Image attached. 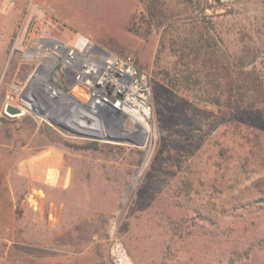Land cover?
Returning a JSON list of instances; mask_svg holds the SVG:
<instances>
[{"label":"rangeland","instance_id":"374dc122","mask_svg":"<svg viewBox=\"0 0 264 264\" xmlns=\"http://www.w3.org/2000/svg\"><path fill=\"white\" fill-rule=\"evenodd\" d=\"M162 1L164 23L150 0H0L5 264H264V0ZM192 16L205 17L239 60L241 83L254 78V100L226 109L219 54L206 100L167 80L154 86L156 74L174 73L172 42ZM80 34L133 55L151 79L144 144L33 110L24 93L29 40L73 43ZM10 103L27 110L11 114Z\"/></svg>","mask_w":264,"mask_h":264},{"label":"built area","instance_id":"2783aa9c","mask_svg":"<svg viewBox=\"0 0 264 264\" xmlns=\"http://www.w3.org/2000/svg\"><path fill=\"white\" fill-rule=\"evenodd\" d=\"M24 50L33 65L24 93L38 115L90 135L147 138L152 83L133 55H118L84 34L73 43L34 36Z\"/></svg>","mask_w":264,"mask_h":264},{"label":"trees","instance_id":"16d2710c","mask_svg":"<svg viewBox=\"0 0 264 264\" xmlns=\"http://www.w3.org/2000/svg\"><path fill=\"white\" fill-rule=\"evenodd\" d=\"M193 2L194 0H187ZM156 2V3H154ZM164 1L150 0L149 11L152 17L158 13L163 16L161 23L167 19ZM189 23L190 29H183L178 33L177 39L172 42V53L176 56L174 73L167 72V75L162 76L159 80V73L153 77L155 87L160 85L158 81L163 79L168 81L171 88L176 91H190L194 98L198 101H203L208 98L210 91L204 89L208 84L207 77L211 76V71H216V66L209 64L216 60V55L222 57V69L220 70V89L221 95L226 98V109H230L233 103L237 101L249 103L254 100V78L248 76L241 83V76L238 73V68L241 64L238 59H234L227 48L221 45L220 37L210 30L208 22L203 16H192L190 20L183 21ZM183 26V24H178ZM220 51L218 46H220ZM220 52V53H219ZM213 69V70H212ZM215 74V73H214ZM217 77L213 78V82ZM151 80V79H150ZM152 83V81H151Z\"/></svg>","mask_w":264,"mask_h":264},{"label":"water","instance_id":"95a60500","mask_svg":"<svg viewBox=\"0 0 264 264\" xmlns=\"http://www.w3.org/2000/svg\"><path fill=\"white\" fill-rule=\"evenodd\" d=\"M22 109H23L22 107L16 106V105L11 104V103L7 105V112L14 114V115L24 114V111ZM110 139H118V140L129 139V140L133 141L129 137L119 136V135L111 136ZM144 143H145V138H144V140H142L141 144H144Z\"/></svg>","mask_w":264,"mask_h":264},{"label":"bare ground","instance_id":"6f19581e","mask_svg":"<svg viewBox=\"0 0 264 264\" xmlns=\"http://www.w3.org/2000/svg\"><path fill=\"white\" fill-rule=\"evenodd\" d=\"M80 92L84 93L83 90H80ZM22 108H23L22 110H23L24 112L27 110V108H25V107H22ZM146 127L148 128V126H146ZM92 131H94V132H96V133H100V131L97 130V129H96V130L93 129Z\"/></svg>","mask_w":264,"mask_h":264},{"label":"crops","instance_id":"0c3cea01","mask_svg":"<svg viewBox=\"0 0 264 264\" xmlns=\"http://www.w3.org/2000/svg\"><path fill=\"white\" fill-rule=\"evenodd\" d=\"M58 1H55V3H57ZM53 3H54V0H53ZM54 5V4H53ZM39 8H37V10H38ZM35 10H36V8H35ZM36 10V11H37ZM55 10L57 11L58 9L57 8H55Z\"/></svg>","mask_w":264,"mask_h":264}]
</instances>
